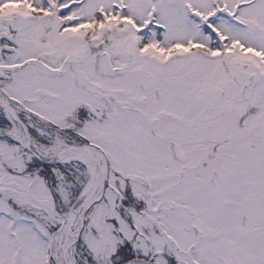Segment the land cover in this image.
<instances>
[{
    "label": "snow or ice",
    "instance_id": "6c2138e0",
    "mask_svg": "<svg viewBox=\"0 0 264 264\" xmlns=\"http://www.w3.org/2000/svg\"><path fill=\"white\" fill-rule=\"evenodd\" d=\"M0 264H264V0H0Z\"/></svg>",
    "mask_w": 264,
    "mask_h": 264
}]
</instances>
